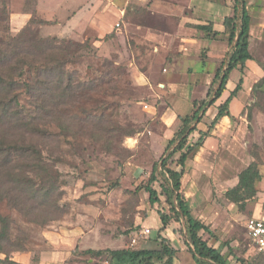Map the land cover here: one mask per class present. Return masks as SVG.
Here are the masks:
<instances>
[{"label": "rangeland", "instance_id": "374dc122", "mask_svg": "<svg viewBox=\"0 0 264 264\" xmlns=\"http://www.w3.org/2000/svg\"><path fill=\"white\" fill-rule=\"evenodd\" d=\"M3 1L13 35H19L29 25L23 35L29 42L34 38L45 42L59 38L65 44L87 43V46L78 49L67 65L73 78L86 87L79 97L66 98V104L55 111V116L65 115L66 133L54 121L44 127V132L52 136L47 149L57 160L54 165L59 173L62 211L49 213L47 218L56 220L43 225L32 222L7 200L0 202V216L9 220L11 238V242L3 244L0 264H9L6 259L23 264L15 260L18 254H28L29 264H149L126 257L120 259L112 252L162 251L163 240L174 251L172 262L165 256L150 264H196L188 247L184 221L176 218L167 228L161 223L160 211L172 214L163 181L160 178L153 184L161 201L155 205L150 203L145 186L154 167L161 165V158L179 144L183 119L192 117L215 96L219 81L212 83L207 71L201 76L193 65L198 57L203 61L208 58L206 50L201 48L198 57L197 53L189 54L192 58L189 61H194L189 62V67L172 68L171 61L182 55L176 50L177 43L165 35L166 41L164 38L155 41L160 44L159 50L155 49V42L147 43L140 38L135 25L148 28L153 35L165 34L176 26L173 20L156 17L151 12L143 14V19H132L136 14L132 5L128 7L130 22L125 20L132 24L131 32L121 31L124 25L120 23L103 29L104 21L100 18L97 21L102 27L96 21L95 29L84 30L82 39L73 26L75 32L69 38L53 35L60 28L46 30L50 25L40 23L43 18L37 11L38 0H0V10ZM246 4L256 24L250 34V52L255 62H247L243 73H238L236 84L243 78L238 94L243 97V107L232 121L221 120L217 124L224 134L211 141L209 152L203 150L190 156L182 192L192 215L213 232L212 237L204 232L201 236L219 249L229 264H264L251 246L245 228L250 217L264 216V24L263 28L257 26L264 23V0H246ZM102 8L101 17L110 12L108 6ZM23 13L31 16L26 23L18 18ZM61 23L65 25V21ZM99 27L103 29L101 32ZM66 30L64 26L59 34ZM126 34L133 36L126 41ZM135 36L141 41L136 43ZM224 36L227 41L228 36ZM45 51L56 53L53 49ZM223 60L216 61L212 69L215 74ZM231 83L232 75L227 85L230 92L234 89ZM26 101L22 97L23 104ZM216 105L205 107L207 113L200 123L191 121L190 127L197 131L187 133L189 143L198 141L200 132L210 130ZM202 114L203 111L199 116ZM173 140L175 144L165 154ZM179 156L177 153L169 162L171 168L181 169L177 166ZM253 163L258 165L262 176L256 185L257 196L242 206L236 205L226 192L238 184L240 173ZM21 247L25 251L16 250Z\"/></svg>", "mask_w": 264, "mask_h": 264}, {"label": "trees", "instance_id": "16d2710c", "mask_svg": "<svg viewBox=\"0 0 264 264\" xmlns=\"http://www.w3.org/2000/svg\"><path fill=\"white\" fill-rule=\"evenodd\" d=\"M227 3L235 12L233 18H225L223 21V34L228 36L231 51L227 60L216 71L213 83L219 81L221 84L214 98L208 102L209 107L214 106L226 92L231 73L236 69L243 73L247 62L253 60L250 52L251 16L246 0H227ZM1 4L3 8L0 10V202L7 200L11 207L23 213L32 222L45 225L56 220L53 217L48 219L49 213L62 211L59 205L62 191L59 173L54 165L57 160L49 155L47 149L52 136L44 132V127L54 121L62 133H66L67 126L63 123L65 115L55 116V111L60 105L66 104V98L79 97L80 92L86 87V84L73 78L72 73L67 71V65L71 63L70 58L76 55L77 50L86 47L87 43L65 44L66 41L59 38L51 39L52 42L32 38L33 42H29V39L23 36L30 28L29 25L19 35H13L5 1ZM136 10L138 11L137 8ZM40 23L45 24L44 21ZM197 28L204 32L216 33L212 23L199 25ZM44 49H53L56 53H48ZM242 85L243 78L231 92L230 97L216 107L210 130L200 132L201 136L195 143H189V135L197 131L190 127V123L194 120H199L200 123L206 116L207 106L201 105L192 117L183 119V127L178 134L179 144L172 153L161 158V165L154 167L149 183L145 186L150 203L155 205L161 201L153 184L159 182L160 178L163 181V191L172 214L160 211L161 223L167 228L176 218L184 221L188 247L196 264L229 263L221 251L210 246L200 234L204 232L210 237L213 236L212 230L192 215L182 192L186 163L190 156L203 146L204 140L210 136L214 126L224 117H230V103L242 89ZM22 97H26V104H23ZM71 122L75 123L74 119ZM53 136L59 138L61 135ZM56 143H59V139H56ZM174 144V140L169 143L165 154ZM177 153L180 154L177 160L180 170L171 168L169 164ZM261 179L258 165L251 164L240 173L238 184L226 192L227 198L236 205H244L257 196L256 185ZM0 225L1 254L3 244L11 242V238L9 220L0 216ZM161 244L162 251H114L112 254L120 259L126 257L132 261H146L149 264L168 256L172 262L174 251L165 240ZM16 250L25 251L22 247ZM259 255L264 260V256ZM6 260L9 264H19L10 259ZM34 261L38 263L39 259L35 258Z\"/></svg>", "mask_w": 264, "mask_h": 264}, {"label": "crops", "instance_id": "0c3cea01", "mask_svg": "<svg viewBox=\"0 0 264 264\" xmlns=\"http://www.w3.org/2000/svg\"><path fill=\"white\" fill-rule=\"evenodd\" d=\"M102 5L103 7L108 6L110 8V12L105 13V15L101 17L103 9ZM130 5L135 6V9H138V11L136 10V14L131 16L132 19L133 17H135V20L143 19L146 12H151L156 17L166 16L173 20V23L176 26L172 32H166L165 34L159 33L153 35L148 28H144V26H141L140 24L135 25V31L140 33V38H144V41L147 43H154L158 38H164V41H166V36H170L169 40L171 42L173 40V42L177 43L175 44L176 50L182 55L171 61L170 66L172 68L180 66L189 67V62H194L189 61L192 59L189 54L197 53L198 57L201 48L205 49L206 57L208 58L203 61L198 57V61L194 62L193 65L198 69L201 76H203V73L207 71V76L211 78L212 83L214 82L215 72H213L212 69L216 66V61L223 58L227 60L228 53L231 51V46L228 44L229 42H227L228 38L227 41L223 40L225 39V34H223V21L225 18H233L235 16V12L232 8L225 4L224 0H38L37 11L40 15H42V20L50 25L46 30L54 29L56 27L60 28L59 31H62L64 26H66V31L61 34L57 31V33H54L53 35L69 38L70 35L75 32L74 29H71L73 26L77 30L76 32L80 34V37L83 39V32L85 33V31L90 28L95 29V23L97 20H100V18L104 21V26H101V20L97 21V23H99L103 29L114 28L118 23H120L121 25H124V29H121V31L124 30V32H131L129 26L132 24H127L125 21L128 19L130 22L131 17H128V7ZM143 14L145 15L143 16ZM30 17L31 16L27 13L18 15L20 22L24 23L28 22ZM62 21H65L64 26L61 23ZM211 23L214 25V32L216 33L204 32L197 28L199 25H210ZM263 24L264 23H261L257 26L260 25L261 27ZM254 25L256 24L251 20L250 34L253 31ZM102 28L99 27L98 31L101 32L103 30ZM132 36L133 35L126 34L124 37L127 41L128 37L130 38ZM135 37L136 43H138L137 40L141 41L139 37ZM144 41L142 43H144ZM159 45V42H155L153 47L159 50ZM169 47L170 45L167 46V48ZM166 52L168 51L166 50ZM225 60H223V62ZM254 62V60L248 61L249 64ZM239 72L242 73L240 69H236L231 73L234 89L238 85L236 84V81L238 80ZM234 89H232V91ZM241 91L242 89L238 92V94ZM231 92L227 89L221 99L218 100L219 102L217 101L218 103H215L217 104L216 107L222 105L230 97ZM238 94L230 103V117H224L222 122L226 120L232 121L231 119L241 111L244 104L242 101L243 97L238 96ZM217 127V125L214 126L204 147L202 146L199 148L194 155L203 150L209 152L208 148L210 147L209 144H212L211 141H213L214 138H218V136H223V130L219 131ZM15 260L23 264H29L30 256L28 254H18V256L16 255Z\"/></svg>", "mask_w": 264, "mask_h": 264}, {"label": "built area", "instance_id": "2783aa9c", "mask_svg": "<svg viewBox=\"0 0 264 264\" xmlns=\"http://www.w3.org/2000/svg\"><path fill=\"white\" fill-rule=\"evenodd\" d=\"M245 228L253 249L264 256V216L250 217L246 221Z\"/></svg>", "mask_w": 264, "mask_h": 264}, {"label": "water", "instance_id": "95a60500", "mask_svg": "<svg viewBox=\"0 0 264 264\" xmlns=\"http://www.w3.org/2000/svg\"><path fill=\"white\" fill-rule=\"evenodd\" d=\"M221 84V83H220ZM220 84H219V86H220Z\"/></svg>", "mask_w": 264, "mask_h": 264}]
</instances>
